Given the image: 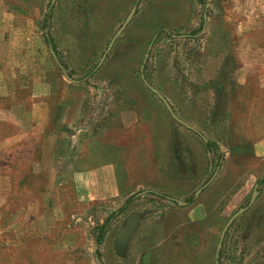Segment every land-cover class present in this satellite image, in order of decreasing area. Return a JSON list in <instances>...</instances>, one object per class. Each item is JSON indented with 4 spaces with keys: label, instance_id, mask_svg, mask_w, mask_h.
<instances>
[{
    "label": "rangeland",
    "instance_id": "1",
    "mask_svg": "<svg viewBox=\"0 0 264 264\" xmlns=\"http://www.w3.org/2000/svg\"><path fill=\"white\" fill-rule=\"evenodd\" d=\"M52 2L0 0V264H264V0Z\"/></svg>",
    "mask_w": 264,
    "mask_h": 264
},
{
    "label": "water",
    "instance_id": "2",
    "mask_svg": "<svg viewBox=\"0 0 264 264\" xmlns=\"http://www.w3.org/2000/svg\"><path fill=\"white\" fill-rule=\"evenodd\" d=\"M54 1H55V0H53L52 3H54ZM136 10H137V5H135V6L132 8V10H131V12L129 13L128 17L126 18L125 22L122 24V26L119 28V30L117 31V33H116L115 36L113 37V39H112V41L110 42V45H109V48H108L107 51H109V50L111 49V47L113 46V44H114L115 40L117 39V37L121 35V33H122L123 30L126 28V26L128 25V23L132 20L133 16H134L135 13H136ZM151 47H152V44L149 46V50L151 49ZM105 56H106V53L104 54V58H105ZM148 56H149V52L146 54V59H147ZM104 58H103V59H104ZM142 78H143L144 83L146 84V86H147L150 90H152L154 93H156V94L159 96V98L164 102V104L166 105V107L168 108V110L171 112L172 116H173L176 120H178L180 123L184 124L186 127L190 128V129H192V130H195L192 126H190L188 123H186L184 120L180 119V118L176 115V113L174 112L172 106H171L170 103L167 101V99H166V98H165V97H164V96H163V95H162V94H161V93H160V92H159V91H158V90H157L152 84H150V83L148 82V80L145 78L144 75H142ZM205 140H206V139H205ZM201 191H202V189H200V190L197 192V194H198L199 192H201ZM258 193H259V192H258V189H257V186H256V189H255L254 192H253V196H252V199H251V202H250L249 205H251V204L255 201V199H256ZM246 209H247V207H242V208H240V209H239L235 214H233V215L231 216V218L228 220V222H227V224H226V226H225V228H224V230H223V232H222L221 240H220L219 245H218V255H217V257L219 256V251H220V248H221V246H222V241H223V238H224V236H225V234H226V231L228 230V228L230 227V225L232 224V222H233V221H234V220H235L240 214H242ZM137 221H138L137 216H134V217H132V219L127 223V225L124 227V229H123V233H122V236H121V239H120V241H121L122 244H123V246L121 247V249H122V248H125L126 243H128L129 237H130V235H131V233H132V231H133V229H134V227H135Z\"/></svg>",
    "mask_w": 264,
    "mask_h": 264
},
{
    "label": "crops",
    "instance_id": "3",
    "mask_svg": "<svg viewBox=\"0 0 264 264\" xmlns=\"http://www.w3.org/2000/svg\"><path fill=\"white\" fill-rule=\"evenodd\" d=\"M135 5H137V9H138V4H137V2L133 5V7L135 6ZM132 7V8H133ZM132 10V9H131ZM137 11V10H136ZM131 12V11H130ZM136 14V13H135ZM129 15V14H128ZM128 17V16H127ZM134 17V16H133ZM133 19V18H132ZM131 22V21H130ZM239 80L242 82V79L241 78H239ZM156 88V87H155ZM157 90H158V88H156ZM166 99H167V101L170 103V101L168 100V98L165 96V94L162 92V91H160V90H158ZM151 92L153 93V94H155L158 98H159V96L156 94V93H154L152 90H151ZM219 95V94H218ZM160 99V98H159ZM161 100V99H160ZM162 101V100H161ZM219 101V100H218ZM163 102V101H162ZM164 103V102H163ZM165 105V104H164ZM170 105L172 106V104L170 103ZM221 105V103H220V101H219V103H218V106H217V104H216V107L217 108H219L220 109V111H222V112H224V118H223V120H225V117L227 118V116H226V114L228 115V111L230 110V107L227 105V103H226V99H225V104H224V107H221L220 106ZM166 106V105H165ZM232 107V106H231ZM167 108V107H166ZM172 108H173V106H172ZM217 108H216V112H217ZM167 110H168V108H167ZM173 110H174V108H173ZM169 111V110H168ZM170 112V111H169ZM174 112H175V110H174ZM176 113V112H175ZM170 114H171V112H170ZM172 115V114H171ZM176 115L178 116V114L176 113ZM173 117V116H172ZM180 119H182L180 116H178ZM174 118V117H173ZM175 119V118H174ZM176 120V119H175ZM182 120H184V119H182ZM178 123H180L178 120H176ZM186 123H188L190 126H192L195 130H193L194 132H198V134H199V131L197 130V128H195V126L193 125V124H190L189 122H187L186 120H184ZM263 123H264V118H263ZM181 125H183V126H185L184 124H182V123H180ZM186 127V126H185ZM188 128V127H187ZM190 129V128H189ZM201 134V133H200ZM200 136H202V138H203V140L206 142V144H207V142L208 141H212V142H215L217 145H218V143L216 142V141H213L212 139L211 140H209L208 138H206L203 134H201ZM206 139V140H205ZM207 146V145H206ZM219 146V145H218ZM207 148L208 149H210V150H214L213 148H209L208 146H207ZM220 148V147H219ZM254 150L256 151V153L258 154V156H260V157H264V136L262 137V138H260V139H258V140H256V141H254ZM215 151H218V153L220 154V151L221 150H215ZM222 153V152H221ZM223 154V153H222ZM223 158H224V155H223ZM258 186V185H257ZM199 191V190H198ZM120 189L119 188H117V191H116V193H118V195L120 194ZM147 192H148V190H147ZM115 193V192H114ZM200 193V192H199ZM198 193V194H199ZM197 193H196V195H198ZM130 200H127V201H125L124 202V204H123V206H128V204L130 203L129 202ZM169 201V200H168ZM178 203L181 205V203H182V205H187L188 203L187 202H181V201H178ZM122 207V206H121ZM134 216H137V218H138V221H137V223H136V225H135V227H134V229H133V231H132V233H131V235H130V237H129V240H128V243H126V246H125V248L126 247H128V244L131 242V240H132V237L136 234V232H138L139 231V228H140V226H141V224L143 223V221H144V216H143V214H142V212H139V213H136V214H130L129 216H127V219H126V222H125V224L123 225V226H121V228H119V232H118V237H119V239H121V236H122V233H123V229H124V227L127 225V223L132 219V217H134ZM231 218V217H230ZM216 221V218H214V222ZM221 240V239H220ZM120 248H121V246H120ZM119 248V249H120ZM124 249V248H123ZM217 255H218V251H217V253H216V257H217Z\"/></svg>",
    "mask_w": 264,
    "mask_h": 264
},
{
    "label": "trees",
    "instance_id": "4",
    "mask_svg": "<svg viewBox=\"0 0 264 264\" xmlns=\"http://www.w3.org/2000/svg\"><path fill=\"white\" fill-rule=\"evenodd\" d=\"M51 15H52V10L49 11V13L47 14V16H48L49 18H51ZM47 25H48V24H47ZM46 41H47V43H48L49 45L52 46V48H54L55 50L57 49L56 44H55V42H54V38H53V36H52L50 33H47ZM56 52H57V50H56ZM207 146H208L209 148H213V149L220 150L219 146H218L215 142H212V141H208V142H207ZM221 159H223V154H222V153L219 154V160H221ZM260 182H261V181H260ZM110 220H111V219H108V220L105 222V224H103V225L97 227V229H100V234L96 235V242H97L98 245H99V244H102V242H103V240H104L105 234H106V232H107V228H108V226H109V224H110Z\"/></svg>",
    "mask_w": 264,
    "mask_h": 264
},
{
    "label": "flooded vegetation",
    "instance_id": "5",
    "mask_svg": "<svg viewBox=\"0 0 264 264\" xmlns=\"http://www.w3.org/2000/svg\"><path fill=\"white\" fill-rule=\"evenodd\" d=\"M214 150H216V149H214ZM157 194V193H156ZM157 195H160V196H164V195H162V194H157ZM165 198H168L171 202H176L177 204H178V200H176L175 198H171V197H168V196H164ZM219 245V244H218ZM222 245H223V241H222ZM222 247V246H221ZM220 250H221V248H220ZM220 252V251H219ZM219 256H220V253H219ZM219 256H218V258H219Z\"/></svg>",
    "mask_w": 264,
    "mask_h": 264
}]
</instances>
